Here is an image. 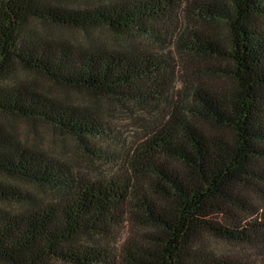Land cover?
<instances>
[{
	"label": "trees",
	"instance_id": "obj_1",
	"mask_svg": "<svg viewBox=\"0 0 264 264\" xmlns=\"http://www.w3.org/2000/svg\"><path fill=\"white\" fill-rule=\"evenodd\" d=\"M183 2L0 0V264H264V0ZM35 20L169 36L217 59L215 75L231 82H203L180 95L163 51L78 48L35 31ZM203 20L223 22L227 37ZM17 70L134 105L153 120L147 139L121 163L101 149L118 138L107 120ZM9 117L44 122L125 173H84L22 142ZM129 225L138 240L123 241ZM209 238L251 247L258 262L217 254Z\"/></svg>",
	"mask_w": 264,
	"mask_h": 264
},
{
	"label": "rangeland",
	"instance_id": "obj_2",
	"mask_svg": "<svg viewBox=\"0 0 264 264\" xmlns=\"http://www.w3.org/2000/svg\"><path fill=\"white\" fill-rule=\"evenodd\" d=\"M184 6L192 0H183ZM198 4L204 5V1L195 0ZM228 3L230 0H223ZM190 8V6H189ZM193 8H200L193 4ZM185 10V8H184ZM201 10V8H200ZM203 28L218 35L227 37L225 24L218 20H203ZM33 29L43 35H47L58 41H66L78 48L100 47L124 51L138 52L142 48L151 49L155 52L163 51L173 63L174 72L178 78L176 91L180 95L185 94L189 87H196L203 82H216L219 84L231 82L228 77L215 75L220 66L218 60L194 53L179 45L177 39L166 37L165 41L155 39H139L121 32H115L107 27H95L91 29H76L62 27L51 23L33 21ZM224 63V62H223ZM16 75L28 83H33L37 88L49 95L58 97L69 103L88 108L98 114L102 119L107 120L110 127L114 129L117 139H111L101 144V149L108 152V156L115 154V159L124 161L127 156L134 154L139 143L147 139L153 120L146 113L138 110L134 105H121L109 97L94 96L84 89H72L54 84L46 77L28 71L17 70ZM6 123L13 126L12 132L25 144L40 148L67 163H72L78 170L88 173L96 178H109L125 173V167L113 165L100 160V156H94L85 151L69 135L62 134L52 126L41 121H28L22 118L9 117ZM105 155V154H104ZM117 161V162H118ZM122 163V162H121ZM23 188L31 191L34 196L50 198L52 192L47 188L36 184L19 183ZM264 213V207L262 208ZM124 240L130 242L139 238L135 237L132 227L126 226L122 230ZM207 248L217 254H228L250 259L252 262L259 259V255L251 247L235 245L219 241L215 238L206 240ZM260 264H263L262 262Z\"/></svg>",
	"mask_w": 264,
	"mask_h": 264
}]
</instances>
